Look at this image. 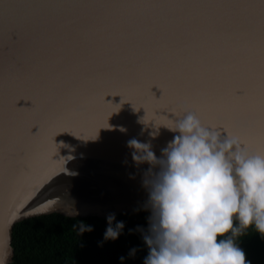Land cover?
Listing matches in <instances>:
<instances>
[{
  "label": "water",
  "instance_id": "obj_1",
  "mask_svg": "<svg viewBox=\"0 0 264 264\" xmlns=\"http://www.w3.org/2000/svg\"><path fill=\"white\" fill-rule=\"evenodd\" d=\"M262 93L264 0H0V260L22 220L146 208L130 139L159 157L189 112L229 134L190 102L258 112Z\"/></svg>",
  "mask_w": 264,
  "mask_h": 264
},
{
  "label": "clouds",
  "instance_id": "obj_2",
  "mask_svg": "<svg viewBox=\"0 0 264 264\" xmlns=\"http://www.w3.org/2000/svg\"><path fill=\"white\" fill-rule=\"evenodd\" d=\"M172 123L161 125L176 134L159 157L150 141L127 142L133 162L148 165L142 178L150 211L143 264H250L237 241L249 229L264 238V151L250 153L191 112ZM158 129L149 135L155 138ZM113 221L110 214L104 241L116 240L124 229L123 221ZM80 225V234L92 230Z\"/></svg>",
  "mask_w": 264,
  "mask_h": 264
},
{
  "label": "trees",
  "instance_id": "obj_3",
  "mask_svg": "<svg viewBox=\"0 0 264 264\" xmlns=\"http://www.w3.org/2000/svg\"><path fill=\"white\" fill-rule=\"evenodd\" d=\"M149 215L146 208L118 215L113 224L123 221L124 229L114 241L103 239L107 219L49 214L22 220L12 229L10 264H143ZM80 223L92 230L80 234ZM237 242L250 264H264V238L249 229Z\"/></svg>",
  "mask_w": 264,
  "mask_h": 264
},
{
  "label": "snow or ice",
  "instance_id": "obj_4",
  "mask_svg": "<svg viewBox=\"0 0 264 264\" xmlns=\"http://www.w3.org/2000/svg\"><path fill=\"white\" fill-rule=\"evenodd\" d=\"M5 7L10 6L6 5ZM153 87L159 89L161 93L159 99L154 96L156 100L166 99L168 84L163 79L150 78L146 80V90L149 95H153L151 91ZM190 103L194 110L203 105L214 111L219 122L228 128V135L236 137L247 151L252 143L258 146L257 152L264 151V93L261 95L258 112L255 109L250 112H241L238 106L224 104L210 94H198ZM102 126H107V124ZM235 128H238L239 131H234Z\"/></svg>",
  "mask_w": 264,
  "mask_h": 264
}]
</instances>
